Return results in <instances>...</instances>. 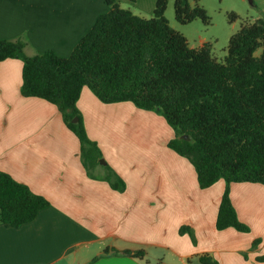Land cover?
<instances>
[{
	"label": "crops",
	"instance_id": "obj_1",
	"mask_svg": "<svg viewBox=\"0 0 264 264\" xmlns=\"http://www.w3.org/2000/svg\"><path fill=\"white\" fill-rule=\"evenodd\" d=\"M118 2L149 18L157 0ZM254 2L264 13V0ZM109 10L104 0H0V40L23 41L27 56L66 58ZM22 70L19 60L0 63V171L50 205L29 224H0V264H200L206 254L217 264H264L257 260L264 257V185L230 186L250 232L217 230L226 183L199 187L192 164L168 147L175 134L162 116L129 102L103 104L84 88L77 107L106 162L88 173L56 107L19 95ZM107 165L124 181L123 192L104 180Z\"/></svg>",
	"mask_w": 264,
	"mask_h": 264
},
{
	"label": "trees",
	"instance_id": "obj_2",
	"mask_svg": "<svg viewBox=\"0 0 264 264\" xmlns=\"http://www.w3.org/2000/svg\"><path fill=\"white\" fill-rule=\"evenodd\" d=\"M104 2L110 10L97 19L69 57L53 51L27 56L23 41L0 40V63L15 59L23 64L19 95L56 107L80 142L88 173L100 166L103 154L89 138L77 107L84 88L103 104L129 102L161 115L175 134L168 147L192 164L199 187L226 183L217 230L250 232L236 214L230 186L264 185V16L244 23L230 38L225 59L218 61L209 43L191 48L186 37L170 26L165 16L169 0H157L149 19L122 8L118 0ZM174 12L181 25L210 21L199 0H175ZM229 19L234 22L238 16L230 13ZM104 168V180L123 192L124 181L108 165ZM49 205L0 171V224L14 228L29 224ZM180 233H189L195 243L190 229L181 228ZM258 244L254 242L253 248ZM112 254L138 260L146 255L142 250H112ZM257 260L263 262L264 257ZM199 262L217 264L207 254Z\"/></svg>",
	"mask_w": 264,
	"mask_h": 264
},
{
	"label": "rangeland",
	"instance_id": "obj_3",
	"mask_svg": "<svg viewBox=\"0 0 264 264\" xmlns=\"http://www.w3.org/2000/svg\"><path fill=\"white\" fill-rule=\"evenodd\" d=\"M252 1L253 4L250 0H199V4L206 9L210 17L208 24H204L201 20H195L187 25L178 23L174 12L175 0H169L165 16L170 26L186 37L191 48L195 49L202 43H209L213 57L223 61L227 55L230 38L244 23H254L264 16L256 6L255 0ZM230 13L236 14L238 19L234 22L230 21Z\"/></svg>",
	"mask_w": 264,
	"mask_h": 264
},
{
	"label": "water",
	"instance_id": "obj_4",
	"mask_svg": "<svg viewBox=\"0 0 264 264\" xmlns=\"http://www.w3.org/2000/svg\"><path fill=\"white\" fill-rule=\"evenodd\" d=\"M250 2H251V4H253V1H252V0H250ZM73 122H74V123L78 122V119H77V118L74 119ZM183 139H184V140H187V136H183ZM100 164H102V165H106V162L102 159V160L100 161Z\"/></svg>",
	"mask_w": 264,
	"mask_h": 264
}]
</instances>
